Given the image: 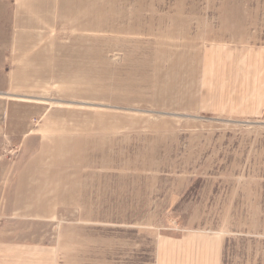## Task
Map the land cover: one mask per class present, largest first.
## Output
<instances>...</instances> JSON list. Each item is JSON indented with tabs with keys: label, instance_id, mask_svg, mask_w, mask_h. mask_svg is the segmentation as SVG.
Masks as SVG:
<instances>
[{
	"label": "rangeland",
	"instance_id": "374dc122",
	"mask_svg": "<svg viewBox=\"0 0 264 264\" xmlns=\"http://www.w3.org/2000/svg\"><path fill=\"white\" fill-rule=\"evenodd\" d=\"M0 264H264V0H0Z\"/></svg>",
	"mask_w": 264,
	"mask_h": 264
}]
</instances>
